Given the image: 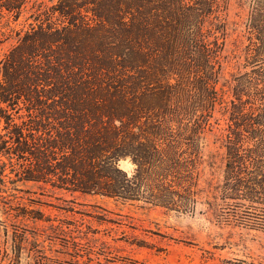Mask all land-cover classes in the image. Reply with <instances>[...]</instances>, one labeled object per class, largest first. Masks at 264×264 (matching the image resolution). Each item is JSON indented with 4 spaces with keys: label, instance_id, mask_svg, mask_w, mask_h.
Here are the masks:
<instances>
[{
    "label": "trees",
    "instance_id": "obj_1",
    "mask_svg": "<svg viewBox=\"0 0 264 264\" xmlns=\"http://www.w3.org/2000/svg\"><path fill=\"white\" fill-rule=\"evenodd\" d=\"M27 2L0 0V8L18 16ZM67 2L54 11L76 25L67 11L74 3ZM106 2L94 1L93 11L107 28L103 34L97 31L107 47L87 49L85 43H96L89 26L76 25L67 32L48 18L25 31L1 59L0 104L23 101L27 110L28 118L8 129L14 154L28 153L32 159L22 178L124 201L187 205L192 161L200 156L202 121L197 113L207 122L220 95L230 92V85L216 86L223 48L217 49L215 33L225 30L215 13L220 0ZM250 8L248 27L264 45V0H252ZM261 54L264 46L253 56ZM259 75L264 82V71ZM253 85L236 81L232 98L220 101L226 102L228 120L224 202L243 199L264 205V100L262 91L252 93ZM243 94L261 100L260 118L243 114ZM147 95L161 100L156 112L143 105ZM180 114L195 117L196 125L178 124ZM0 116L7 125L8 117L1 111ZM4 150L0 144V153ZM125 158L135 164L131 175L118 166Z\"/></svg>",
    "mask_w": 264,
    "mask_h": 264
},
{
    "label": "rangeland",
    "instance_id": "obj_2",
    "mask_svg": "<svg viewBox=\"0 0 264 264\" xmlns=\"http://www.w3.org/2000/svg\"><path fill=\"white\" fill-rule=\"evenodd\" d=\"M62 1L28 0L18 16L0 8V82L1 59L21 42L25 31L44 25L48 18L56 29L67 32L76 25L89 26L96 43H85L87 49L107 47L97 32L103 34L107 29L94 15V1L98 0H65L74 3L67 11H72L76 25L69 23V16L54 11ZM251 3L220 0L216 8L220 29L225 22V30L215 33L217 49L223 48L219 50L222 70L216 86L227 89L230 85V92L220 95L207 122L197 113L202 121L200 156L192 161L190 191L180 189L190 197L187 205L167 208L144 199L124 201L23 179L22 169L29 168L32 159L28 153L14 154L16 145L8 129L26 120L27 110L23 101L0 104L2 115L9 119L6 125L5 117L0 116V144L5 147L0 153V264H264V205L243 199L224 202L221 196L228 120L223 112L226 102L220 101L232 98L236 81L252 82V93L262 91L264 100L259 75L264 71V54L253 56L264 45L261 36L248 27ZM242 101L245 116L260 118L261 100L243 94ZM160 103L147 95L143 105L156 112ZM187 115L177 116L178 124L195 126L197 119ZM118 166L128 175L135 169L130 158L119 160Z\"/></svg>",
    "mask_w": 264,
    "mask_h": 264
}]
</instances>
